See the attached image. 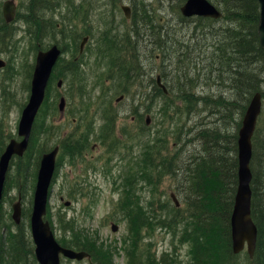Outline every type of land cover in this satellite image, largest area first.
Here are the masks:
<instances>
[{
    "label": "trees",
    "instance_id": "16d2710c",
    "mask_svg": "<svg viewBox=\"0 0 264 264\" xmlns=\"http://www.w3.org/2000/svg\"><path fill=\"white\" fill-rule=\"evenodd\" d=\"M173 1H177L180 8L187 0ZM216 1L223 11V17L218 21L200 17L188 19L180 15L182 21L195 22L194 28L196 30L201 29L202 31L210 28L212 41L204 46L197 45L198 42H192L193 39L186 41V39L179 38L170 28L163 31L161 24L156 25L152 22V16L146 9L141 16L138 15V10H135V23L133 25L135 32H130L124 36L123 42L112 35L101 36L95 62V70L96 66L98 68L95 79L98 81L95 80V83H91L88 73L86 75L83 71H79L81 85L77 87L75 83H68L70 96H78L81 103V106H70L72 117L75 118L80 113L81 119L77 123L79 134L72 135V139L67 145H63L62 141L61 150L66 151L72 158L83 157L85 151L89 150L91 140L95 136L97 139L103 137L102 144L106 145L108 150L111 149L112 153L118 148L120 139H117L115 132L119 113L114 111L112 101L108 102L107 98L109 93H111L112 98L120 93L129 94L135 82L143 83L146 81V79L139 78L140 74L145 78L144 68L140 61L141 57L137 49L139 39H141L137 30L140 24L149 26L152 32H156L155 36L150 37L151 45L159 48L164 63L168 60H174V58L178 63L183 60V56L190 57L199 51L200 54L207 56L211 72L216 75L214 83L216 85L222 83L226 91L219 96H213L215 99L211 97L213 101L209 98L210 96L208 98L205 95L199 97L196 95L197 91L194 90V83L197 82L195 79L187 74L180 76V73L175 79L176 76L174 78L165 74L166 69H164L163 79L170 85L173 84V90L168 88L169 93L166 94L158 87L156 79L151 77L149 83L155 91L149 95V100L154 101L156 97L160 96L163 101L154 115V124L147 126L144 115H139V122L142 124L140 127L141 134L138 136L143 144L141 146V162L137 163L136 161L137 168L135 169H138V173L133 179H131V173L129 175L127 172V185L130 188L135 187L139 175L142 178H147L150 182L155 177L156 179L166 176L174 178L177 191L185 195V209L178 207H172V210L165 209V217L157 218L144 205L142 199L139 201L135 194L132 196L130 188H124L123 205H121L120 211L123 210L125 218L136 227V233L137 222L142 223V227L149 225V218L145 219L147 214L151 216L152 222L156 218L160 224H168L171 228H173L172 224L176 223L180 242L191 246V260L187 264H264V124H261L262 118L258 121L252 139L253 154L250 165L253 176L251 183L252 216L258 228V241L254 258L251 259L245 253L234 255L231 238V217L238 188L239 130L253 97L257 93H261L264 102V49L261 47L258 35L261 9L258 0ZM31 3L32 6L28 8L30 13L27 14L26 12V15L31 21H35L32 23L38 24L36 0H31ZM65 22L66 20L63 19V23ZM4 24L3 21L2 26ZM58 26L60 25L58 24ZM8 29L14 32L11 27L0 31L1 42L3 39L6 42V38L13 37V33L8 34ZM69 29L70 34L63 37L73 39L79 36L78 30ZM40 31L39 25L35 28L30 27L29 33L39 37ZM134 36L136 40H133ZM77 42L76 40V52H78ZM164 63L162 66L165 65ZM92 74L95 75L94 70ZM56 77L55 73L47 91L46 112L44 113L47 117L45 121L37 125L36 122L40 115L38 116L27 153L24 157L12 162V167L14 166V170L21 180V188L25 191L31 180L33 185L36 182L42 153L51 149L48 147L51 128L54 124L51 119L59 113V94H57V86L54 87L53 84L57 80ZM63 79L66 80L64 77ZM107 83L106 89L101 92L102 95L99 97L102 103L98 104L96 110L98 114L90 119L88 114L92 102L96 98L92 97L90 93L94 91V88ZM89 87L92 88L89 89ZM208 100L215 104L214 107H206L208 118H213V121L199 122L187 130L186 122L183 121L184 118L188 117L189 122H191L203 110L199 107L201 103L206 105ZM98 116L103 121L99 127L95 122ZM176 118L178 124L175 122ZM47 119H49L48 122ZM145 131L150 133L147 134L148 141ZM171 140L174 143V153H170L168 149ZM184 140L188 144H195L196 146L191 155L186 156L187 152L180 149V144ZM180 150H182V154L179 152ZM3 151L4 146L1 147V152L3 153ZM166 151L170 153L172 158L165 154ZM133 170L134 168H132ZM29 208L30 213L27 210L23 213L27 219L31 216L32 209ZM48 220H50L49 216ZM57 223L60 225L58 221ZM68 224L69 222L64 224V238L67 233H70L66 230ZM21 226L19 225V228ZM80 228L77 227V229ZM71 233L72 240L70 242L62 238L58 239V242L64 247L90 253L93 261L99 259V264H107L106 258H111L106 251L107 248L98 245L97 241L91 240L84 230L83 234L79 236L75 226L72 227ZM21 236L24 237L17 243V236L13 240L10 235V248L6 255L0 236V264H14V260H16V264L18 262L21 264L25 257H33L35 260L32 239H29L25 234ZM24 239L28 242L22 246ZM132 245L136 246V243ZM151 257L149 264H159L158 259ZM5 259L7 260L5 261ZM170 262L179 263V260L171 259ZM133 264L146 263L137 258Z\"/></svg>",
    "mask_w": 264,
    "mask_h": 264
},
{
    "label": "rangeland",
    "instance_id": "374dc122",
    "mask_svg": "<svg viewBox=\"0 0 264 264\" xmlns=\"http://www.w3.org/2000/svg\"><path fill=\"white\" fill-rule=\"evenodd\" d=\"M7 1L10 0H0V17H3L2 8ZM14 1L20 8L18 20L20 12L25 11L23 5L29 8L32 3L31 0ZM212 2L219 5L216 0H212ZM35 4L39 19L37 27L40 25L41 28L39 37L30 35V25L20 19L15 26H11L14 32L8 29V34L13 33V37L6 38V42L3 39L0 43V59L6 62V67L0 68V156L2 154L1 147L4 146L5 149L11 139L18 137L22 112L31 94V80L37 55L39 52L47 51L53 44L65 48L63 49L64 54L54 70L57 80L53 84L55 87L61 80L64 82L61 89L56 87L57 94H59L58 103L60 98L64 96L68 106L64 115L59 112L57 116L51 119L54 124L51 128L48 147L59 146L61 148L62 141L63 145H67L72 139V135L79 134L77 123L81 119L80 113L77 117H72L70 106H81V103L78 96H70L69 84L75 83L77 87L81 85L79 71H83L86 75L88 73L91 83H95V80L98 81L95 79L98 73L97 66L95 70V62L101 36L112 35L123 42L124 36L130 32H135L133 13L132 21L127 20L122 7L136 8L140 16L146 10L149 11L154 24H161L163 31L166 28L172 29L174 34L179 38L186 39V41L193 39L192 42L194 43L201 41L200 43L207 44L212 41L210 28L201 32V29L196 30L194 28L195 22L181 20V7L183 5L179 8L178 2L173 0H36ZM62 16L66 20L65 23H63ZM69 28L78 30L79 36L73 39L63 37L70 34ZM137 30L141 38L137 49L145 72V78L141 74L139 78L146 79V81L143 83L135 82L129 94L120 93L113 98L111 93H109V97L105 96L108 97V102L112 101L114 111L119 113L115 132L117 139H120L119 146L112 153L111 149L108 150L107 146L102 144L103 137L97 139L95 136L91 140L89 150L85 151L83 157L72 158L66 151L61 150L59 152L55 181L49 200V221L57 240L62 238L70 242L73 226H75L79 236L83 234V230L86 231L91 240L97 241L98 245L107 248L106 251L111 256V258H106L107 264H133L137 258H140L143 263L149 264V258L152 259L151 256L158 259L159 264H187L191 260V246L180 242L176 223L172 224L173 228H171L168 224H160L156 218L152 222L151 216L147 214L145 219L149 218V225L142 227V223L137 222L136 233V227L125 218L123 210L120 211V207L123 205V189L130 188L127 185V172L129 175L131 173V179H133L138 173V169H135L137 163L141 162L140 155L143 144L138 136L141 134L140 127L142 124L139 122V115H144V121L147 117H151V124H154V115L160 108L163 99L159 96L154 101L149 100V95L155 91L149 80L151 77L156 79L158 75L163 77L164 69H166L165 74L174 78L176 76L175 79L178 78L179 73L180 76L190 75L197 81L196 84L194 83V90L197 91L196 95L199 97L205 95L207 98L210 96L211 99V97L214 98L213 96L223 94L226 88L222 83L219 85L214 83L216 75L211 72L208 58L204 54L197 51L190 57L183 56V60L178 63L175 58L164 63L159 48L150 44V37L156 35V32H152L151 27L141 24ZM86 31L88 33H85ZM86 37H89L90 40L84 53L80 54V44ZM76 40L78 41V52H76L75 47ZM133 40H136L135 36ZM162 63L165 65L162 66ZM93 70L95 75L92 74ZM60 74L62 75L60 76ZM163 81L167 88L173 90L172 83L170 85L166 80L163 79ZM107 85L108 83L96 87L90 93L92 97H96L88 114L90 119L98 114L96 113L98 104L102 103L99 97ZM91 88L89 87V89ZM120 97L123 99L117 102ZM211 100H208L206 105L201 103L199 107L203 110L191 122H189L188 117L184 118L183 121L186 122L187 130L199 122L213 121V118H208L209 115L206 113V107H214L215 105ZM45 109L42 110L40 118L36 122L37 125L45 121L47 117L44 115ZM260 118H262L261 124H264V109ZM48 121L49 119H47ZM95 122L98 124L97 127L103 123L99 116ZM175 122L178 124L177 118ZM144 133L146 136L150 134L148 131ZM148 140L149 137L147 136ZM172 142L171 140V145L168 147L170 153L175 152ZM3 143L5 144L3 145ZM195 148V144L190 145L185 140L180 144V149L187 152L186 156L191 155ZM182 150L179 151L181 154ZM169 152L166 151L165 154L172 158ZM44 153H42L41 158ZM132 168H134L133 171ZM143 168L145 167L143 166ZM36 182L33 185L31 180L25 191L21 188V180L14 170V166L11 167L7 176L0 212V236L5 255L10 248V235L13 240L17 236V243L24 237L21 236L22 234L31 239L29 219L23 216L20 224L22 226L19 228L12 220V205L17 203L19 196L22 195L23 212L27 210L30 213L29 207L32 209ZM130 189L132 196L135 194L139 201L142 199L144 205L157 218L165 217V209L176 208L175 200L180 204L179 209H185V195L182 193L181 195L177 191L176 182L172 177L166 176L161 179L155 177L150 182L147 178H142L139 175L135 187ZM179 191L181 192V190ZM67 202H71L70 206L65 204ZM67 222L69 224L66 225V230L70 233H67L64 238V224ZM114 226L118 227L117 231H113ZM77 227L81 228L77 229ZM27 242L24 239L22 246H25ZM135 243L136 246H133L132 244ZM244 253L247 254V249ZM171 259H177L179 263L170 262ZM14 264H16V260H14ZM21 264L38 263L33 257H25ZM64 264H89V262L85 260L81 263L65 262ZM93 264H99V259L93 261Z\"/></svg>",
    "mask_w": 264,
    "mask_h": 264
},
{
    "label": "water",
    "instance_id": "95a60500",
    "mask_svg": "<svg viewBox=\"0 0 264 264\" xmlns=\"http://www.w3.org/2000/svg\"><path fill=\"white\" fill-rule=\"evenodd\" d=\"M261 8L258 35L261 47L264 49V0H258ZM127 18L130 13L124 8ZM184 17H206L220 19L222 13L208 0H188L181 8ZM3 14L8 23L12 22L16 15V6L14 1H7L3 7ZM88 39H85L81 45V53ZM62 51L58 46H54L46 52H40L37 57L36 66L31 85V96L25 109L23 110L19 123V140L12 139L7 145L4 153L0 157V208L4 196V189L11 162L15 157H23L27 152L33 126L36 117L42 107L46 91ZM5 63L0 61V68ZM158 83L161 87V78L158 77ZM63 82L58 83L62 87ZM166 90V89H165ZM120 101V100H118ZM65 99L62 98L59 104L61 112L65 109ZM262 113V95L257 93L244 116L243 126L239 132L238 139V189L235 198V205L231 217V231L233 252L235 255L242 253L246 247L251 258L254 257L257 241L258 228L252 217V139L257 128L258 119ZM151 119L147 118V125H150ZM59 153V147L46 153L42 157L40 169L37 177V184L34 194L33 212L31 216L32 237L36 245V257L40 264H61V255L69 260L83 261L91 260V255L83 251H75L63 248L55 239L49 222L45 221L49 202L50 188L56 170V161ZM177 205L179 203L175 200ZM70 205V203H67ZM14 222L19 225L22 220V202L21 197L17 203L12 206ZM118 227H113L117 231ZM93 264V263H91Z\"/></svg>",
    "mask_w": 264,
    "mask_h": 264
},
{
    "label": "flooded vegetation",
    "instance_id": "af4514ba",
    "mask_svg": "<svg viewBox=\"0 0 264 264\" xmlns=\"http://www.w3.org/2000/svg\"><path fill=\"white\" fill-rule=\"evenodd\" d=\"M17 6V5H16ZM23 7H24V9H25V11L27 12V14H29L30 13V9H28L26 6H24L23 5ZM132 8V7H131ZM19 7L17 6V12H16V16H15V19H14V21H12V22H10V23H7L6 22V20L4 21V26H2V23H3V20L5 19L4 18V16L2 17H0L1 18V23H0V30L1 31H3V29L4 28H9V27H11V26H15L18 22H19V20L21 19V20H24V22H27V24H29L30 25V27H32V28H35V27H37V24H34V23H32V22H35V21H31L29 18H28V16L26 15V13H25V11L24 12H20V18L17 20V17H18V12H19ZM21 10H22V8H21ZM135 10H136V8H132V13L134 14V12H135ZM2 15H3V12H2ZM25 16H27V17H25ZM38 22V21H37ZM6 26V27H5ZM0 43H2L1 42V40H0ZM1 46V45H0Z\"/></svg>",
    "mask_w": 264,
    "mask_h": 264
},
{
    "label": "bare ground",
    "instance_id": "6f19581e",
    "mask_svg": "<svg viewBox=\"0 0 264 264\" xmlns=\"http://www.w3.org/2000/svg\"><path fill=\"white\" fill-rule=\"evenodd\" d=\"M185 3H186V2H185ZM185 3H184V4H185ZM184 4H183V5H184ZM181 8H182V7H181ZM134 13H135V12H134ZM133 15H134V14H133ZM181 15L183 16L182 12H181ZM183 17H184V16H183ZM184 18H186V17H184ZM132 19H133V17H131V19H128V20H131V21H132ZM188 19H189V18H188ZM201 32H202V31H201ZM200 42H201V41H198V45H199V46H200V45H201V46H202V45L204 46V45L207 44V43H200ZM150 44H151V43H150ZM208 44H209V43H208ZM197 50H199V49L197 48Z\"/></svg>",
    "mask_w": 264,
    "mask_h": 264
}]
</instances>
